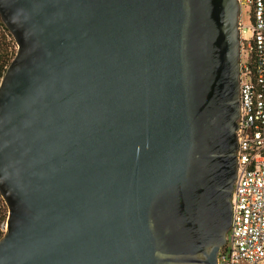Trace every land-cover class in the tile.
<instances>
[{
    "label": "water",
    "instance_id": "95a60500",
    "mask_svg": "<svg viewBox=\"0 0 264 264\" xmlns=\"http://www.w3.org/2000/svg\"><path fill=\"white\" fill-rule=\"evenodd\" d=\"M237 0H0V264H216L236 178Z\"/></svg>",
    "mask_w": 264,
    "mask_h": 264
},
{
    "label": "built area",
    "instance_id": "2783aa9c",
    "mask_svg": "<svg viewBox=\"0 0 264 264\" xmlns=\"http://www.w3.org/2000/svg\"><path fill=\"white\" fill-rule=\"evenodd\" d=\"M236 178L231 222L216 264H264V0H237ZM249 17L243 20V11Z\"/></svg>",
    "mask_w": 264,
    "mask_h": 264
},
{
    "label": "trees",
    "instance_id": "16d2710c",
    "mask_svg": "<svg viewBox=\"0 0 264 264\" xmlns=\"http://www.w3.org/2000/svg\"><path fill=\"white\" fill-rule=\"evenodd\" d=\"M16 51V43L11 33L0 18V76L11 61ZM7 216V206L0 195V229ZM1 236V230H0Z\"/></svg>",
    "mask_w": 264,
    "mask_h": 264
},
{
    "label": "rangeland",
    "instance_id": "374dc122",
    "mask_svg": "<svg viewBox=\"0 0 264 264\" xmlns=\"http://www.w3.org/2000/svg\"><path fill=\"white\" fill-rule=\"evenodd\" d=\"M239 17V16H238ZM243 20H244V22H246V23H248V21H249V17H248V14H247V12L244 10L243 11ZM0 78H1V76H0ZM6 220V219H5ZM5 220H4V222L2 223V225H1V234L3 233V230H4V228H5Z\"/></svg>",
    "mask_w": 264,
    "mask_h": 264
}]
</instances>
